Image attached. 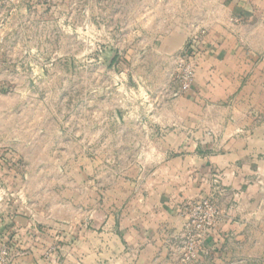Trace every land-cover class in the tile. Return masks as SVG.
I'll list each match as a JSON object with an SVG mask.
<instances>
[{
	"label": "crops",
	"instance_id": "0c3cea01",
	"mask_svg": "<svg viewBox=\"0 0 264 264\" xmlns=\"http://www.w3.org/2000/svg\"><path fill=\"white\" fill-rule=\"evenodd\" d=\"M221 1L225 18L191 43L192 53L195 46L200 53L189 91L174 96L177 87L166 74L159 87L130 90L136 102L126 112L116 104L115 119L100 108V157L107 158L109 142L148 144L137 153L153 166L84 171L85 180L99 178L83 185L82 218L68 221L64 231L50 215L25 207L17 210L20 226L12 232L6 217L13 209L0 196V238L20 241L10 249L11 264H45L42 256L52 248L61 264H183L179 245L191 228L182 208L208 198L220 220L207 228L194 264H264V0ZM187 39L182 27L166 30L157 59L178 54ZM115 158H124L122 150ZM9 175L17 177L0 172ZM35 223L46 229L33 231Z\"/></svg>",
	"mask_w": 264,
	"mask_h": 264
},
{
	"label": "rangeland",
	"instance_id": "374dc122",
	"mask_svg": "<svg viewBox=\"0 0 264 264\" xmlns=\"http://www.w3.org/2000/svg\"><path fill=\"white\" fill-rule=\"evenodd\" d=\"M221 2L0 0V172L17 175L0 176V196L6 194L13 209L6 217L12 232L20 226L17 210L25 207L45 219L50 215L61 231L68 221L82 218V187L99 178L85 180L84 171L98 175L130 171L140 164L145 171L153 166L137 153L147 152L148 144L109 142L107 158L100 157L105 155L100 152L105 150L99 142L100 108L106 106L107 119H115L116 104L126 112L136 102L133 88L159 87L166 74L173 83L176 59L184 49L196 74L200 51L195 46L193 54L191 43L225 18ZM174 27L186 30L188 47L171 58L157 59L160 38ZM133 75L146 78L139 83L132 81ZM109 125L108 134H115ZM130 132L125 128L124 135ZM117 148L124 158H115ZM39 228L46 226H32L43 232ZM19 246L18 238H0V264H11L10 249ZM57 250L45 251V264H61Z\"/></svg>",
	"mask_w": 264,
	"mask_h": 264
},
{
	"label": "built area",
	"instance_id": "2783aa9c",
	"mask_svg": "<svg viewBox=\"0 0 264 264\" xmlns=\"http://www.w3.org/2000/svg\"><path fill=\"white\" fill-rule=\"evenodd\" d=\"M188 47V45H187ZM177 57L176 72L171 75V80L177 85L174 96L181 95L189 91L195 80V67L189 62L186 54ZM181 215L188 218L189 233L184 236L182 247L183 264H194L197 251L201 247L203 237L207 234V228L214 227L220 218V211L217 210L213 198L185 204Z\"/></svg>",
	"mask_w": 264,
	"mask_h": 264
}]
</instances>
